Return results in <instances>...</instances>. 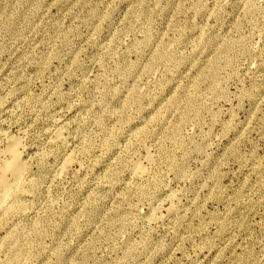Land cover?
<instances>
[{
    "label": "rangeland",
    "instance_id": "rangeland-1",
    "mask_svg": "<svg viewBox=\"0 0 264 264\" xmlns=\"http://www.w3.org/2000/svg\"><path fill=\"white\" fill-rule=\"evenodd\" d=\"M12 139L2 264H264V0H0Z\"/></svg>",
    "mask_w": 264,
    "mask_h": 264
},
{
    "label": "bare ground",
    "instance_id": "bare-ground-1",
    "mask_svg": "<svg viewBox=\"0 0 264 264\" xmlns=\"http://www.w3.org/2000/svg\"><path fill=\"white\" fill-rule=\"evenodd\" d=\"M3 153L4 156H7V160L3 162L0 168V216L2 219H8L18 216L25 211L23 203L21 202L20 193L22 190L19 183H21L23 179L26 167L23 162V153L17 140H9ZM66 166L62 168V171L65 170ZM139 174L144 173L142 171L139 172ZM41 227H43V224H40V228ZM33 232L35 235L36 231H34V229ZM7 243L11 245L12 256L5 264H20L21 261H24L27 252L20 245H17L18 239L14 238V240H7ZM37 243L38 240L33 237L28 244L34 246ZM29 245H26L27 251L30 249Z\"/></svg>",
    "mask_w": 264,
    "mask_h": 264
}]
</instances>
